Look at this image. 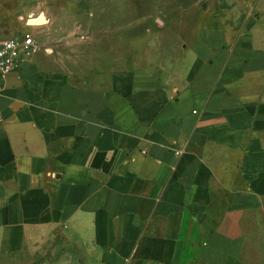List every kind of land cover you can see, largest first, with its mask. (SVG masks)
Instances as JSON below:
<instances>
[{
	"label": "crops",
	"instance_id": "obj_1",
	"mask_svg": "<svg viewBox=\"0 0 264 264\" xmlns=\"http://www.w3.org/2000/svg\"><path fill=\"white\" fill-rule=\"evenodd\" d=\"M111 1H48L0 78V264H264V7Z\"/></svg>",
	"mask_w": 264,
	"mask_h": 264
},
{
	"label": "rangeland",
	"instance_id": "obj_2",
	"mask_svg": "<svg viewBox=\"0 0 264 264\" xmlns=\"http://www.w3.org/2000/svg\"><path fill=\"white\" fill-rule=\"evenodd\" d=\"M48 1L56 0H0V31L12 35L6 40H10L13 36L22 37L25 34L22 29L30 16L36 18L45 13L47 6L48 9L50 6L56 9V5L52 6L51 3L47 5ZM229 1L240 5L251 4L253 8L255 5L264 7V0ZM196 2L198 6L205 3V0H196ZM159 3L163 2L161 0H113L108 5L106 16L114 26L124 27L128 23L141 20L148 8ZM137 7H139L138 10ZM260 15L262 16L261 13H258V17ZM64 242L65 240L61 238L53 239L37 252L23 251L15 255H8L3 258L1 264H74L75 257H78L79 260L81 254L75 253L72 245H65L66 251L63 253Z\"/></svg>",
	"mask_w": 264,
	"mask_h": 264
},
{
	"label": "built area",
	"instance_id": "obj_3",
	"mask_svg": "<svg viewBox=\"0 0 264 264\" xmlns=\"http://www.w3.org/2000/svg\"><path fill=\"white\" fill-rule=\"evenodd\" d=\"M38 51L35 38L26 34L23 38L3 41L0 44V78L6 79L20 64Z\"/></svg>",
	"mask_w": 264,
	"mask_h": 264
},
{
	"label": "water",
	"instance_id": "obj_4",
	"mask_svg": "<svg viewBox=\"0 0 264 264\" xmlns=\"http://www.w3.org/2000/svg\"><path fill=\"white\" fill-rule=\"evenodd\" d=\"M206 6H204L205 8ZM47 22L44 14H41L38 18H31L28 23L31 26H35V25H43Z\"/></svg>",
	"mask_w": 264,
	"mask_h": 264
}]
</instances>
